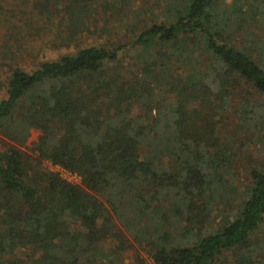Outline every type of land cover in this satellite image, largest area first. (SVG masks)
Listing matches in <instances>:
<instances>
[{"label":"trees","instance_id":"1","mask_svg":"<svg viewBox=\"0 0 264 264\" xmlns=\"http://www.w3.org/2000/svg\"><path fill=\"white\" fill-rule=\"evenodd\" d=\"M130 1L0 0L17 47L0 36V264H103L105 241L153 264H264V164H243L264 158V0H157L128 66V45L94 40ZM30 31L64 52L12 65L34 60ZM30 129L35 157L18 148Z\"/></svg>","mask_w":264,"mask_h":264},{"label":"rangeland","instance_id":"2","mask_svg":"<svg viewBox=\"0 0 264 264\" xmlns=\"http://www.w3.org/2000/svg\"><path fill=\"white\" fill-rule=\"evenodd\" d=\"M221 3H223L225 9L230 10L228 6L232 5L234 1L236 0H218ZM158 3L162 4V2H159L157 0H131L128 4V7L124 10H121L120 17L115 16L112 18L107 19L106 21H98L97 22V30H99L100 27L104 26V32H97V40H94L96 42H103L108 43L112 45H128L125 48L120 50V59L123 64L125 65H132L133 63H138L139 56L138 51L140 49L135 50L130 47V43L133 39V36L138 34V28L140 26L144 25H151L153 21H158L160 18V10L158 8ZM251 3H254V0H251ZM227 16L223 17V21H227ZM255 21H261L256 23V29H255V35L259 38H264V19H255ZM32 34H28L26 37L22 38L21 42H24L22 44L24 47H28L29 45H33L35 49L33 50L32 54L34 55V60H30L32 56H24L22 54L20 58L13 59L12 65L18 66L29 69L31 65H35L41 61H49L54 60L58 55L62 54L64 50H49L40 44L42 43V40L44 35L40 34V36H33V31H30ZM30 35V36H29ZM0 36H2V40L7 42V46L10 47V45H13L14 51L17 48L14 45V41L8 36H5V34L0 32ZM22 36H25V33L22 34ZM95 38V37H91ZM37 49H40L38 51ZM2 49H0V57L3 54ZM11 51H9L10 53ZM8 53V54H9ZM38 54V55H37ZM140 54V53H139ZM146 55V53H144ZM5 56V54H3ZM37 55V56H35ZM141 55V54H140ZM4 59H1L3 62ZM30 63V64H29ZM4 73H0V98L2 97V87L1 84L4 83V77L7 73V69H3ZM3 86V85H2ZM232 125V121H229L224 126H220V132L222 134H227L228 132H231V129H229ZM39 131L35 129H30L28 133V137L25 140V143L21 146H18L19 150H21L22 153L35 157V154L32 152V143H35L37 141V138L39 136ZM4 139V138H3ZM237 137L235 138V140ZM5 143H9L6 139L3 140ZM236 148V147H235ZM234 148V149H235ZM246 158H243V164L249 166V167H261L264 162L262 157H258L256 155H246ZM43 166L45 169L56 172L60 175V177L67 182H70L72 184H78L79 179L76 175L71 174L69 172L63 171L59 167L52 166L48 162H43ZM243 176V174H241ZM241 180V181H239ZM243 179H236V182H239V184L242 186ZM219 214V215H218ZM217 216L213 219L215 225L222 226L221 223L225 220V218L228 215L227 210L225 212H218ZM232 214V213H231ZM263 233H264V226H263ZM135 247V246H134ZM132 250H128L126 252H123L119 255H117V252L114 248V243L112 241H105L102 243H99L98 245L94 246V250L98 252L97 256H100L98 259L103 261V264H138L137 261L134 259V255H137L139 259L141 260V264H153L151 258L144 253L142 250L138 248H134ZM134 253V254H133ZM106 255V256H104ZM139 262V261H138ZM140 263V262H139Z\"/></svg>","mask_w":264,"mask_h":264}]
</instances>
